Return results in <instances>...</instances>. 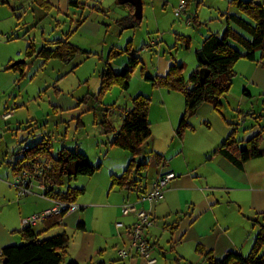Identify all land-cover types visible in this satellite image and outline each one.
Returning <instances> with one entry per match:
<instances>
[{
	"label": "rangeland",
	"instance_id": "1",
	"mask_svg": "<svg viewBox=\"0 0 264 264\" xmlns=\"http://www.w3.org/2000/svg\"><path fill=\"white\" fill-rule=\"evenodd\" d=\"M71 1L79 2L84 9L64 12L60 6L46 11L32 0H10L9 4L0 5V112L11 113L10 119L0 125V228L3 232L15 224L14 220H9L10 208L16 206L18 209L24 202L36 200L33 196L20 199L13 185L15 174L7 162L12 160L19 144L24 148L26 144L36 145L46 139L51 142L53 157L66 147L83 152L93 165H101L93 177H78L62 189L86 187L88 198L96 192L94 203L103 205L108 200L114 203L120 196V190L112 188V176H122L133 160L129 152L112 145L115 134L106 133L104 122L107 121L115 133L119 132L126 111L132 109L133 100L139 96L150 99L152 132L143 156L136 159L137 163H147L149 167L146 179L135 176L143 187L155 172L156 154L164 156L170 164L186 165L190 161L194 168L193 164L202 162L203 144L217 140L225 128L229 129V135L236 130L235 137L239 141L245 129L256 124L264 126V118H258L261 114L240 116L238 109L246 108L242 103L243 87L235 76L227 100H222V107L217 110L204 104L189 119L191 129L181 141L171 122L176 120L178 128L185 113L184 95L155 87L151 81L157 77L159 58L165 57L185 65L184 78L191 89L190 78L200 64L198 53L206 35L211 31L223 35L228 26L227 14L241 15L252 22L232 4L233 0H186L188 8L182 14H178L180 0H143V20L133 29H122L118 25L127 17L129 8L118 0ZM190 17L192 25L187 22ZM195 18L196 21H192ZM60 37H67L84 53L68 63L55 59L45 61L36 54L27 56L29 47L38 52L49 41ZM231 44L244 52L234 41ZM111 52L115 54L109 58ZM132 58L139 60L134 69L130 63ZM11 59L12 65L26 62L23 78L19 70L8 69ZM246 63L241 61L239 70ZM124 69L133 70L128 80L129 89L124 91L117 83L112 84L98 102L103 75L109 70L118 75ZM234 71L236 73L235 68ZM15 75L17 82L25 81L23 88L15 84L12 78ZM253 101L255 104L257 98ZM84 196L78 198L77 205L82 204ZM115 214L114 209L113 218ZM107 218L110 219V213ZM20 225L23 229L22 222ZM249 228L252 236L244 249L245 255L250 254L259 231V226L253 222ZM17 243L23 245L20 240ZM189 244L186 242L183 249L187 259L190 255H199L202 257L200 264H208L196 252V244ZM178 262L172 256L169 264ZM181 264L189 263L186 260Z\"/></svg>",
	"mask_w": 264,
	"mask_h": 264
},
{
	"label": "crops",
	"instance_id": "2",
	"mask_svg": "<svg viewBox=\"0 0 264 264\" xmlns=\"http://www.w3.org/2000/svg\"><path fill=\"white\" fill-rule=\"evenodd\" d=\"M8 1L10 3V0ZM47 1L53 7L62 6L64 12L74 9L77 12L82 10L80 6L73 5L79 4L77 1ZM240 1L248 3L251 0ZM256 1L264 7V0ZM21 8L23 9V7ZM129 14L130 9L128 8ZM242 18L249 24H254L246 18ZM188 19L191 21V17ZM229 25L246 39H252L248 33L236 24L231 22ZM211 34L220 35V33H213L212 31L210 32ZM208 36L206 35V37ZM66 39L67 37H60L48 43L66 41ZM10 61L11 65L9 66H12V59ZM241 61H246L247 63L240 66L239 70L238 65ZM175 64L179 63L160 57L157 65V76H167L171 67ZM200 65H198L196 71L200 70ZM235 70L236 76L239 77L237 78L239 85L243 87L242 103L246 108L245 110L241 109V107L238 109L240 116L244 118L249 117V114H254L255 116L261 114L259 116L264 118V60L261 59V53H257L256 61L240 60ZM20 76L22 75L20 74ZM12 78L16 84L17 75ZM18 81V87L23 88L25 81ZM228 95L224 99L226 98L227 100ZM256 98L257 102L254 104L253 100ZM250 101L253 102L249 103ZM170 120L168 117L167 121L170 122ZM176 122V120L171 122L175 131L177 130L175 127ZM261 127L256 124L245 129L242 139L239 140V142H242L240 145L241 149L245 148L246 141L260 132ZM229 132V129L225 128L217 140L202 143V162L198 165L193 164L197 170L192 167L190 161L185 162L186 165L184 163L180 165L170 164L165 159L159 166L154 160L156 169L153 177L145 187L139 183L131 191L120 190L118 194L120 196L116 197L114 203L108 200V203L103 205L94 203V198L98 196L96 192L92 197L88 198L86 187L80 188L85 190L84 201L81 204L85 207L84 209L66 215L57 227L50 230L47 229V224L43 222L33 228L34 232L40 236V239H50L62 234L69 238L65 264L70 261H75L79 264H145L144 260L139 257L130 258L122 262L118 255L119 250L130 245V232L136 222V216L133 214L124 215L122 208L126 204H135L137 207L149 212L154 220V226L147 230L146 235L153 256L157 259V264L171 263L172 256L175 257L176 262L188 260L189 264H200L202 257L199 255H190L189 259H187L185 252H183L186 242L194 243L196 246L200 245L208 251H213L217 260H222L229 252L248 256L244 254V249L248 244V239L252 236L249 231V225L252 220L264 214V157L247 162L241 169L223 156L216 154L215 152L229 136ZM22 148L23 146L19 144L18 148L13 152L12 160L7 162L8 167L12 171L18 152ZM183 151H185V147ZM183 158L186 157L183 156ZM148 171L141 173V177L138 178L146 179ZM168 171L174 172L177 177L167 187L163 198L155 203L142 201V197L151 190L155 180L162 173ZM13 173L16 175L15 172ZM112 191L113 189H111ZM33 197H36V200L24 202L18 209L15 206L8 210L11 212L8 214L9 220H14L17 225L15 226L14 224L13 227L5 229V232L0 228V251L8 246L20 244L17 243L18 240L23 243L19 232L23 230L20 229V222L24 218L52 208L53 203L42 198L39 194L33 195ZM30 205L35 207L30 208ZM114 209L117 214L113 218ZM95 211L97 212L95 213ZM108 213H110V219L107 218ZM72 215H75L74 218H72ZM1 221L0 219V224ZM80 224H83V227H79ZM181 262H178V264H181Z\"/></svg>",
	"mask_w": 264,
	"mask_h": 264
},
{
	"label": "trees",
	"instance_id": "3",
	"mask_svg": "<svg viewBox=\"0 0 264 264\" xmlns=\"http://www.w3.org/2000/svg\"><path fill=\"white\" fill-rule=\"evenodd\" d=\"M33 3L46 11L53 7L47 0H33ZM1 4H9V1L0 0ZM232 4L243 15L250 18L254 24L246 22L241 15L227 14L225 17L227 18L228 26L223 35L211 34L205 38L201 51L204 52L208 60L206 67L211 73L204 84L200 82L199 71H196L190 78V84L192 85L190 89L184 78V64H175L171 67L167 76H157L151 80L155 87L171 92H181L184 95L185 113L176 130V135L181 141H183L187 130L191 129L189 119L195 116L204 104H210L217 110L222 107L223 98L229 94L233 86L236 76L234 68L240 60L256 61L258 52L261 53V59L264 60L263 5L256 0H251L248 3L233 0ZM73 5L84 9L83 5L77 3ZM127 6L130 9V14L121 19L118 25L122 29L137 28L141 21L135 19L134 7L131 5ZM192 21H196V18ZM231 22L248 33L252 39L248 40L232 29L229 25ZM185 41L187 44L189 43L188 38ZM231 41L242 47L244 52L236 49L231 44ZM52 46L54 48H50ZM81 53L84 52L71 44L67 38L66 41L48 43L38 52H35L34 48L29 47L27 56L33 57L36 54L38 58L45 61L55 59L68 63ZM114 54L115 52H111L109 58L113 57ZM130 63L134 69L139 64V60L132 58ZM25 64L26 62L12 65L8 69L19 70L23 78ZM202 67L200 65L199 69ZM132 72V69H124L120 74L115 75L109 70L108 73L104 74L97 101L99 102L101 95L109 90L112 84L117 83L122 90L127 91L129 89L128 80ZM80 103L77 107H79ZM149 109L150 99L139 96L133 100L132 109L126 111L125 119L119 132L115 133L113 127L107 121L104 122L106 133L115 134L112 145L129 152L133 157L128 169L122 176H112V188L117 187L121 191H131L140 183V180L136 178L141 177L140 174L148 170L147 163H137L136 159L143 156L144 146L152 137ZM235 135L236 130L229 135L215 153L223 156L241 169L247 162L264 157V126L261 127L260 132L256 136L245 142L246 146L244 149L240 148L242 142L237 141ZM26 160H46L51 163L52 169L46 173V180L58 188V191L50 190L48 196L56 201L73 204L85 193V190L72 187L63 190L62 188L78 177H93L101 169V165H93L82 152L69 150L66 147H63L58 152L57 157H53L51 142L47 140L30 146V151L27 152L23 161ZM155 160L156 164L161 166L165 157L156 154ZM21 165L22 162L18 161L17 166L13 169L16 174L20 171ZM65 216L66 214H63L46 220L47 229L50 230L57 227ZM252 222L259 226V231L248 256L229 252L222 260H217L213 251H208L200 245L197 246L196 252L202 255L208 264H264V214L252 220ZM79 227H83V224H80ZM19 234L23 240V245H13L4 248L0 259L2 264H65L66 251L69 247V238L65 234L50 239H40V236L34 232L33 228H23ZM67 264L79 263L70 261Z\"/></svg>",
	"mask_w": 264,
	"mask_h": 264
},
{
	"label": "built area",
	"instance_id": "4",
	"mask_svg": "<svg viewBox=\"0 0 264 264\" xmlns=\"http://www.w3.org/2000/svg\"><path fill=\"white\" fill-rule=\"evenodd\" d=\"M180 8L178 14H182L187 10L186 0H180ZM191 24V21H188ZM11 117L10 111L5 114L0 112V125L8 121ZM30 151V146L26 145L18 152L17 160L22 162L20 171L15 175L14 188L20 199L39 194L42 198L53 203L52 208L42 213L26 217L22 220L23 228H34L46 220L61 216L63 214H71L80 211L85 207L76 203H66L56 201L48 196L50 190L58 191V188L53 186L46 180V173L52 169V164L46 160H26L23 161L27 152ZM176 174L172 171L162 173L153 183L152 188L143 197L142 201L155 203L163 198L164 192L170 183L176 179ZM124 215L133 214L136 216V222L131 229V243L128 247L118 251L120 260L123 262L130 258L139 257L144 260L145 264H157V259L153 257L152 249L146 232L154 226V220L149 212L137 207L135 204H126L122 208ZM2 251H0V259Z\"/></svg>",
	"mask_w": 264,
	"mask_h": 264
},
{
	"label": "water",
	"instance_id": "5",
	"mask_svg": "<svg viewBox=\"0 0 264 264\" xmlns=\"http://www.w3.org/2000/svg\"><path fill=\"white\" fill-rule=\"evenodd\" d=\"M119 4L121 5H131L134 7V17L137 21H142L143 20V0H118ZM198 60L200 62V64L203 66L200 70H199V77H200V82L202 84L205 83V81L207 80V78L210 75V70L206 67L208 60L204 54L203 51H200L198 53ZM24 63V61L18 62L16 64H21ZM15 64V65H16Z\"/></svg>",
	"mask_w": 264,
	"mask_h": 264
}]
</instances>
